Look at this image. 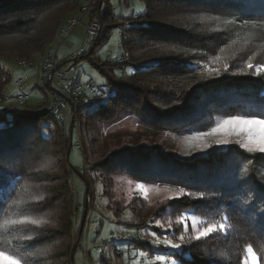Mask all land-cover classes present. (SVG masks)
Listing matches in <instances>:
<instances>
[{"label": "trees", "instance_id": "16d2710c", "mask_svg": "<svg viewBox=\"0 0 264 264\" xmlns=\"http://www.w3.org/2000/svg\"><path fill=\"white\" fill-rule=\"evenodd\" d=\"M143 1L145 13L130 17L124 29L126 37L121 45L128 55L127 62L91 60L95 48L103 43L114 26L106 24V14L99 15L102 0L94 3L91 9L90 14L96 15L105 25V31L74 59L88 58L105 76L111 90L106 101L90 109H87L88 104H83L75 110L71 104L73 123L71 127L69 122L67 130L64 122L48 109L6 105L0 111V252L20 264H69L74 231L80 228L73 224L74 202L65 157L54 163L51 159L67 150L75 125L82 124L76 119L78 116L83 117L85 125L84 144L79 145L86 165L94 163L104 170H124L133 176L153 170L158 178H175L185 185H197V188L231 187L234 191L246 188L251 191V200L245 207L251 209L256 218L257 232L249 230L237 237L235 253L232 251L217 262L206 251L191 245L184 251L180 248L168 252L172 255L170 258L181 259L183 264H240L246 247L251 245L259 264H264V155L246 159L242 152L229 149L224 154H211L208 159L180 164L169 161L170 156L164 155L160 146L142 153L137 149L119 148L107 155V150L100 151L96 146L94 135L91 137L98 123L114 120L120 113L135 116L148 127L178 131L182 127L194 129L203 123L205 126L218 111L242 110L250 102L264 107V72L256 78L240 76L231 68L227 69L229 72L219 68L218 73H212L219 69L212 66L209 56L196 50L201 43L214 45L224 39L223 35L234 38L233 30L236 29L235 32L246 34L244 40L261 48L264 57V0ZM58 6L65 14L57 20L53 13ZM77 9L75 0H0V56L34 62L33 55L40 53L36 59L40 60L48 43L55 40L60 20L67 12L72 14ZM207 9L224 13L218 26L223 34L217 31L203 36L189 28L182 30L177 23L169 21L172 14L185 16ZM245 21L256 23L246 25ZM225 44L226 39L222 42ZM129 63L133 66L130 74L116 73V68ZM9 76L0 64V100ZM56 125L58 129L52 131L51 136L49 133ZM52 137L56 140L51 141ZM44 154L47 156L42 158ZM48 158L50 162L42 166V160ZM242 166L247 171L244 176L235 174L240 177V184H237L232 175ZM169 169H173L175 176L167 174ZM89 176L82 175L87 184ZM99 179L108 198V207L110 182L103 175H99ZM86 194H89V187ZM138 204L130 202L126 207L141 219L140 209H136ZM178 205L182 209L196 208L195 201L188 196L178 199ZM22 220L25 222L13 223ZM30 220L46 222L34 225Z\"/></svg>", "mask_w": 264, "mask_h": 264}, {"label": "rangeland", "instance_id": "374dc122", "mask_svg": "<svg viewBox=\"0 0 264 264\" xmlns=\"http://www.w3.org/2000/svg\"><path fill=\"white\" fill-rule=\"evenodd\" d=\"M75 1L78 8L88 4V0ZM145 9L146 6L143 0H102L99 15L106 14V24H113L114 26L111 28L109 26V33L103 43L95 48L90 57L91 60L98 63L118 61L121 49L117 45L119 40L117 25L125 24L130 17L141 16L145 13ZM63 14L65 13L61 6H58L53 13L54 18L57 20ZM187 14L185 16L172 14L169 21L177 23L176 26L182 30H188L189 28L203 36L217 31L221 34L224 33L218 27L223 12L207 9L198 13ZM69 15H71V11L67 12L65 17L60 20L57 33L65 26V18H68ZM84 16L85 12L82 11L78 22L60 41H57V38L53 41V38L46 46L53 52L54 57L53 79L49 86L36 84V68L21 63L26 59L0 56V64L10 73L8 81L3 87L0 111L6 105L14 108L27 106L39 110L48 109L54 102L52 90H58L66 84L65 81L59 80V74L64 75L65 78L78 79L83 85L82 89L86 92L85 95L71 96V103L65 102L64 129H68L66 127L69 126L71 119V104L75 110L83 104H88L87 109H90L106 101L111 90L106 83L105 76L88 58H83V56L74 59L82 54L81 52L86 47L84 45L85 25L88 20ZM169 21L167 23H170ZM127 26L126 23L125 27ZM235 31L236 29L233 30L234 38L229 39V35H223L224 39L214 45L201 43L199 47H196V50L201 55L209 56L212 66L215 69L223 68L222 72L227 71L224 70V65L227 64L228 70L231 68L240 76L261 77L260 74L263 72L257 74L256 66L264 64L262 49L257 48V46L254 47L250 41L244 40L245 33ZM19 36H17V40ZM238 36H240L239 39ZM225 39L226 44L222 45ZM190 51H194V48H190ZM33 56L34 61H37L36 59L39 58L40 53ZM132 59L130 58L129 61L132 62ZM249 59L254 65L252 69L247 67ZM132 70L133 66L129 63L123 68H116L115 71L120 75H128ZM220 70L212 73H218ZM20 80L26 82L23 88L18 85ZM88 82L94 84L92 89L84 87V84ZM22 94L26 95V99L21 102L19 96ZM253 115H258L261 119H264V107L250 102L242 110L218 111L217 115L209 119L208 124L206 123L205 126H203V123L194 129L182 127L178 131H172L164 128L158 129L151 125L148 127L136 119L135 116L120 113L114 120L98 123L95 126L96 129H94L96 132L94 131L91 137L94 135L96 146L100 148V151L105 152L107 150V155L111 150L119 148H130L132 151L137 149L142 153L160 146L163 152L165 151L164 155L170 156L171 160L169 161L180 164H190L200 160V158L208 159L207 157L211 154H224L229 149L242 152L247 159L252 156H262L264 153L259 151L249 152L242 146L243 143L247 142L245 133L237 135L236 131L232 130V126H229L227 131L213 133L211 130L222 124L230 116L247 117ZM56 118L58 117L56 116ZM76 119H79L82 124L80 126H78V123L75 125L71 136L72 146L68 152V161L65 159V162L69 171L68 179L72 188V201L74 202L73 224L80 228V231L75 233L71 242V247L74 246L75 251L71 256L72 259L68 257L67 262L69 264H183L181 259L170 258L172 255L170 256L168 252L180 248L184 251L191 245L206 251V254H209L218 262V260L220 261L218 258L228 256L232 251L236 252L237 243L234 240L237 237L239 238L249 230L257 232L254 223L256 218L253 217L251 209L245 207L252 196L251 191L247 188H241L240 191H234L231 187L227 189L221 187L204 189L197 188V185H185L175 178H158V174L153 170L133 176L124 170H111L108 168L104 170L94 163L86 165L83 149L79 145L84 144L82 135L85 134V129L83 130L85 125L83 126V117L78 116ZM79 127L80 130H78ZM57 129L56 125L55 129L51 130L49 134L52 136V131ZM76 131L79 133L78 135ZM198 133H205V135L198 136ZM218 139L227 142L217 144L215 141ZM50 140L54 141L56 139L52 137ZM202 143H207L209 147H200ZM65 153L66 150L58 153L57 157H52L51 163H54L60 157L64 159ZM46 156L47 154H44L42 158ZM49 162L50 158L43 159L42 166H47ZM236 170L234 174L232 173V176L235 183L240 184L238 180L240 177L238 176V178L235 174L244 176L247 169L242 166L240 170ZM84 173L90 175L88 184L82 177ZM173 173V169L167 171L168 175H173ZM99 175L107 177L110 182V204L108 207H111V209L107 207L108 198L103 193ZM138 185H143L147 194L138 188ZM87 187H89L88 195L86 194ZM181 189L186 194L177 197L175 194L179 193ZM200 192L205 194L204 197L197 195ZM188 193L191 195H188ZM35 194L38 195V191ZM184 196L192 198L195 201L196 208L182 209L178 207V199ZM130 202L139 203L136 205V209H140L141 219H139V215L126 207V204ZM254 203L257 207L260 206L256 200ZM214 207L215 209H213ZM85 208L86 214L83 217ZM193 217H195V223ZM221 223L225 224L224 231L210 234L200 240L194 239L196 233L209 224L219 225ZM165 238L171 240L173 244L180 245V247L174 248L171 245L156 243L157 239L163 241ZM161 247H164V249H161ZM247 248L248 246L240 264H259L257 255V259L253 260L252 254L247 251ZM158 256H163L164 259H156ZM0 264H16V260L0 252Z\"/></svg>", "mask_w": 264, "mask_h": 264}, {"label": "built area", "instance_id": "2783aa9c", "mask_svg": "<svg viewBox=\"0 0 264 264\" xmlns=\"http://www.w3.org/2000/svg\"><path fill=\"white\" fill-rule=\"evenodd\" d=\"M97 1L100 0H88V4L83 6L82 8L77 9L74 13H72L71 16L68 17L66 20L65 26L58 31L56 38L57 41H60L62 37H64L67 32L72 28V26H75V24L78 22V18L80 13L83 11L88 16V22L85 25V50L81 53H84L90 45L94 44L100 36L105 31V25L101 23V21L97 18V16H92L90 14L91 9L94 5V3H97ZM127 23V22H126ZM125 23V24H126ZM125 24H122L118 26V44L121 49V54L119 55L120 62H127L128 61V55L124 51L123 46L121 45L123 43V40L126 37L125 34ZM52 45V44H51ZM50 45V46H51ZM21 63L30 65L32 67L36 68L37 75L36 76V84L41 85H50L51 81L53 79V70H54V57L53 52H51L49 49L45 52V54L41 57L38 61H29V60H23ZM59 80L65 81V86L59 88L58 90L53 89V96H54V102L51 106H49L48 110H50L55 116L58 117L59 120L64 122L65 115H64V108L66 103H70V97L71 96H81L85 95L86 92H84L83 85L80 83V81L76 78H65L64 75L59 74L58 75ZM25 81L20 80L18 82V85L23 88L25 86ZM84 87L87 89H92L94 87V84L92 82H88L84 84ZM19 99L24 101L26 99V95H20Z\"/></svg>", "mask_w": 264, "mask_h": 264}, {"label": "snow or ice", "instance_id": "6c2138e0", "mask_svg": "<svg viewBox=\"0 0 264 264\" xmlns=\"http://www.w3.org/2000/svg\"><path fill=\"white\" fill-rule=\"evenodd\" d=\"M246 25L248 24H255L256 21H245L244 22ZM247 67L249 69H252L254 65L251 63V59H249V62L247 64ZM228 69V65H224V70ZM261 72H264V64H260L256 66V73L260 74ZM232 126V130L236 131L237 135L240 133H245L247 135V142L243 143L242 146L247 149L249 152H262L264 153V119H261L258 115H253V116H230L227 119H225L222 124L217 125L216 128H213L211 131L213 133L218 132V131H227L228 127ZM198 136L205 135V133H198ZM227 141L225 140H216L215 143L220 144V143H226ZM200 147L207 148L209 145L207 143H202ZM138 188H140L142 191L146 190L144 189L143 185H138ZM159 191V189H157ZM186 193L184 192L183 189L180 190L179 193H176L175 195L177 197L185 195ZM188 195H191L188 193ZM199 197H204V193L200 192L197 194ZM27 219V218H26ZM183 219V218H181ZM25 221H13V223H24ZM46 221H41V220H30L31 224L34 225H39L41 223H45ZM193 222L195 223V217H193ZM225 230V224L221 223L219 225L216 224H209L206 228H203L202 230H199L194 239L195 240H200L201 238L208 237L210 234L219 232V231H224ZM156 243H163L167 245H171L174 248H179L180 245L178 244H173V242L167 238H165L163 241L157 239ZM247 251L252 254L253 260H256V254L253 252L251 245L248 246ZM156 259L158 260H163V256H158ZM16 264H20L19 261H16Z\"/></svg>", "mask_w": 264, "mask_h": 264}, {"label": "water", "instance_id": "95a60500", "mask_svg": "<svg viewBox=\"0 0 264 264\" xmlns=\"http://www.w3.org/2000/svg\"><path fill=\"white\" fill-rule=\"evenodd\" d=\"M72 123H73V118L71 117V119H70V126L72 127ZM71 142H69V144H68V147H67V150H66V153H65V159H66V161H68V152H69V149L71 148ZM85 214H86V209H85V211H84V213H83V217L85 216ZM74 250H75V247L74 246H72L71 247V249H70V253H69V257H70V259H72V254H73V252H74Z\"/></svg>", "mask_w": 264, "mask_h": 264}, {"label": "crops", "instance_id": "0c3cea01", "mask_svg": "<svg viewBox=\"0 0 264 264\" xmlns=\"http://www.w3.org/2000/svg\"><path fill=\"white\" fill-rule=\"evenodd\" d=\"M85 5H86V4H85ZM85 5H84V6H85ZM80 8H81V7H80ZM71 15H72V14H71ZM71 15H70V16H71ZM84 18H85V19L87 18V20H88V16H87L86 14H85ZM84 18H83V19H84ZM65 19L67 20L68 18H65ZM76 232H77V230L74 231V233H76ZM78 233H79V230H78ZM74 251H75V250H74Z\"/></svg>", "mask_w": 264, "mask_h": 264}]
</instances>
